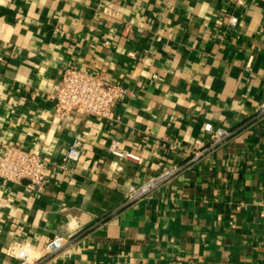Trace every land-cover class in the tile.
I'll return each mask as SVG.
<instances>
[{
	"label": "crops",
	"instance_id": "obj_1",
	"mask_svg": "<svg viewBox=\"0 0 264 264\" xmlns=\"http://www.w3.org/2000/svg\"><path fill=\"white\" fill-rule=\"evenodd\" d=\"M72 65L129 89L119 120L56 115ZM263 100L264 0H0V156L12 143L49 162L40 186L0 179V264L17 263L16 238L38 264H264ZM209 122L234 133L193 161ZM56 235L68 242L47 253Z\"/></svg>",
	"mask_w": 264,
	"mask_h": 264
},
{
	"label": "built area",
	"instance_id": "obj_2",
	"mask_svg": "<svg viewBox=\"0 0 264 264\" xmlns=\"http://www.w3.org/2000/svg\"><path fill=\"white\" fill-rule=\"evenodd\" d=\"M236 4H243L245 0H230ZM229 20L236 24L238 16L231 14ZM130 93L123 84L109 80L102 71L90 72L76 65H72L63 75L54 93L55 113L59 117L69 115L73 110L86 115H93L102 119H116L119 116L115 112L118 101L124 99ZM255 117L264 121V100L258 105ZM203 130L208 135V143H199V148L193 151L192 160H198L208 149L215 148L228 140L233 130L223 126H215L213 123H205ZM83 142L74 139L66 153L61 157L59 166L65 171L72 170V164L77 162L82 154ZM109 152L121 157L142 162V156L130 149L123 148L119 140L111 141ZM49 162L42 155L27 150L21 145L4 143L0 156V179L5 181L20 182L29 179L31 186H40L47 176ZM179 167H169L156 176L146 180L141 185L132 186L126 200L131 202L149 194L162 183L172 178ZM264 216V211L262 212ZM68 239L63 235H56L51 239L45 250L47 253L59 251ZM9 253L18 261L16 264H38L40 257L32 254L31 244L23 239H14L7 247Z\"/></svg>",
	"mask_w": 264,
	"mask_h": 264
}]
</instances>
